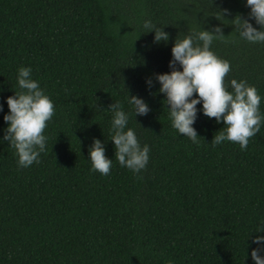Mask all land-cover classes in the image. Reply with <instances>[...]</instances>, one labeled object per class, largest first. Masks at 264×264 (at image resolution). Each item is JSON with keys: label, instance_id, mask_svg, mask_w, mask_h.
<instances>
[{"label": "trees", "instance_id": "obj_1", "mask_svg": "<svg viewBox=\"0 0 264 264\" xmlns=\"http://www.w3.org/2000/svg\"><path fill=\"white\" fill-rule=\"evenodd\" d=\"M249 12L246 0H0V264H255L252 250L264 248L253 242L264 236L256 231L264 224V121L246 150L229 141L213 147L224 124L201 102L193 143L172 127L155 79L171 72L177 36L220 27L227 42L214 40L211 50L230 62L225 84L254 86L264 115V42L241 38L231 21ZM145 21L164 27L167 43H154ZM22 66L55 106L46 151L28 168L3 139ZM128 93L147 103V115L135 117ZM115 102L150 147L138 174L115 159ZM94 138L113 161L109 175L92 170Z\"/></svg>", "mask_w": 264, "mask_h": 264}, {"label": "clouds", "instance_id": "obj_2", "mask_svg": "<svg viewBox=\"0 0 264 264\" xmlns=\"http://www.w3.org/2000/svg\"><path fill=\"white\" fill-rule=\"evenodd\" d=\"M246 6L250 8L248 18L236 15L231 20L234 30L250 43L264 42V0H246ZM221 13L230 15L227 9ZM252 19L261 30L253 27L249 22ZM143 27L147 30L146 33H155L154 43H167L169 40L164 27H157L151 21H145ZM214 40L227 42L222 28L215 27L212 31L203 29L183 38L177 36L171 49V72L156 74L155 79L161 85L159 92L166 97L164 104L166 107L170 106L167 109L172 127L179 134L199 144L197 132L192 125L197 119L196 106L202 102L203 114L224 124L212 139V146L229 141L239 144L243 151L247 149L250 139L260 132L264 121V115L260 112L261 96L245 80L232 79V91L228 90L225 77L230 72L231 65L228 60L211 50ZM177 64L182 70L177 69ZM17 83L19 91H15L6 100L9 113L3 119L8 127L3 139L15 150L18 166L28 168L34 163L39 164L41 153L46 151L48 137L44 132L55 115V106L39 82L32 78L31 67L22 66L18 69ZM146 83L149 88L153 86L151 78ZM194 94L196 98H193ZM128 98L135 117L148 114L150 108L142 98L129 93ZM109 111L113 114L110 140L114 143L115 159L121 167L138 174L146 168L150 147L147 144L142 146L135 131L128 127L129 115L120 102L109 105ZM89 159L93 171L109 175L113 161L105 156L104 144L99 139L94 138L89 148ZM256 231H264V224ZM253 242L264 245V236H256ZM262 251L264 248L252 250L251 256L255 264H264V256L260 255ZM166 264H173V261L167 260Z\"/></svg>", "mask_w": 264, "mask_h": 264}]
</instances>
